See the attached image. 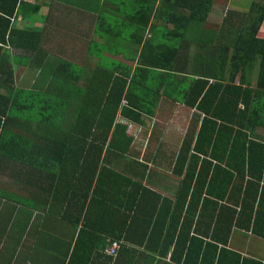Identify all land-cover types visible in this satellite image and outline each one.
I'll return each instance as SVG.
<instances>
[{
  "label": "trees",
  "instance_id": "obj_1",
  "mask_svg": "<svg viewBox=\"0 0 264 264\" xmlns=\"http://www.w3.org/2000/svg\"><path fill=\"white\" fill-rule=\"evenodd\" d=\"M5 1L0 41L8 34L14 49L0 47V176L12 181H0V197L35 212L36 222L30 211L23 225L26 264H133L134 243L162 259L171 251L164 264H221L227 250L215 243L225 246L232 227L264 236V140L257 134L264 128V0L228 9L207 32L215 43H198L195 57L185 39L189 25L209 26L213 7L227 9L232 0H56L95 16L97 28L55 41L43 90L18 87L46 48L41 32L16 26L22 12L41 6ZM123 41L133 47L118 46ZM119 52L134 65L110 57ZM162 97L204 117L197 137L185 138L179 163L193 140L209 160L198 169L191 158L175 201L129 178L127 163L124 172L111 165L133 144L128 122L155 117ZM218 152L222 165L213 163ZM223 211L230 221H212V212ZM112 240L122 241L116 258L107 254Z\"/></svg>",
  "mask_w": 264,
  "mask_h": 264
},
{
  "label": "crops",
  "instance_id": "obj_2",
  "mask_svg": "<svg viewBox=\"0 0 264 264\" xmlns=\"http://www.w3.org/2000/svg\"><path fill=\"white\" fill-rule=\"evenodd\" d=\"M25 1L33 6H41V8L39 12H35L33 9L24 11L25 14L22 12L16 26L24 30L41 32L43 39L40 41V45L46 48V52L40 53L42 56L41 58L39 53L38 57L33 56L34 61L26 66V72L19 80L18 87L23 89L43 90L44 87L42 89L39 88V82L41 78L45 80V85H47L46 83L49 81V77L47 79L45 78V72L50 70L49 63L52 64V59L55 58L52 56V53L56 51L55 41L60 38L58 35L62 36L60 31L69 28L70 33H77L78 35L83 33L85 35L97 28V23L95 21L96 17L83 12L80 13L72 6L56 0ZM5 5H7L6 1L0 0V8H3ZM216 8L217 5L213 7L209 17L213 15ZM228 9H231V6H228L226 10ZM236 9L243 11L240 8H232V10ZM0 15H2L1 17L3 19L4 14L1 10ZM69 19L71 20L70 23L67 22ZM220 24L221 23L209 22V26L201 25L203 26L202 29L193 24L189 25L185 39L193 43V45L190 46V56L195 57L198 43H215L213 36H210L207 32H213V25L214 28H216V26ZM0 30L2 31L1 25ZM118 46L126 48V51H128V48L133 47L129 41L119 42ZM0 47L6 50L9 48L11 50L14 49L8 43V34L6 35V43L0 41ZM50 48L54 49V51L51 52ZM17 50V52L21 51L20 49ZM110 57L122 63L134 65L133 59L129 56H125L122 52L110 55ZM118 57H122V59ZM30 68L33 70L32 83L36 82L35 80L40 74V78L35 85L32 86L28 85ZM203 119V114L196 108L187 106L183 102H175L171 99L162 97L155 117L145 116L140 123L128 122L129 132L134 136L133 144L129 148L127 158H120V156L113 155L111 165L116 169H123L124 172L123 166L127 163L128 166H126L127 170L125 174H127L129 178L134 181L143 182L146 187L175 201L181 189V181L187 172L191 158L196 160L195 165L198 169L201 167L203 159L209 160L208 156L196 152L194 149L195 140H193L189 155H187V160L183 163V166L179 163L180 149L185 138L190 135H194V138L197 137ZM257 134L260 139L264 140V128H259ZM205 148L210 149V144H207ZM223 158L224 156L222 153H215V156L212 158L215 160L213 163L222 165L221 160H223ZM217 174L220 177V179H218L219 181L222 179L223 175L219 171ZM249 178V176L246 177L241 184L246 185ZM2 179L7 181L11 179L12 181L8 173L6 175L1 174L0 181ZM238 190H240V188H238ZM217 192L221 193V190L218 189ZM37 197L36 195V199ZM221 201L222 200H219L218 203L224 205L225 202ZM230 206H234L233 208H236L238 211L240 210L235 205ZM30 211L32 212L30 222H36L34 217L35 212L24 205V203L15 205L10 200L0 197V264H26L25 249L22 247L21 239L24 238L22 236L23 225ZM212 213H214V219L212 221H215L216 218L221 222H227L231 219V215H228L226 211H223V214L218 213L219 216H217L215 212ZM246 215L249 216V213L247 212ZM181 223L179 224L180 226ZM222 228L224 229V224H222ZM211 229L212 227L208 229L209 232H211ZM223 231L224 230L218 232L217 236L223 238L225 236L223 235ZM203 238L205 240H210L211 236L204 234ZM227 238L225 246L223 242L220 241H216L215 243L219 249L226 248L227 250L219 254L221 259L226 262L221 264H233L231 253H236L240 255V257L258 260L264 264V236L257 234L255 231L253 232L252 228L247 229L245 227L234 226ZM130 249L132 253L130 259H133L130 260V262L133 264H164L159 262V260L167 263L170 261L171 251L166 259H162L158 252L148 251L144 247H137L135 243ZM9 257H11V259H9ZM98 264L107 263L100 259V263L98 262Z\"/></svg>",
  "mask_w": 264,
  "mask_h": 264
},
{
  "label": "rangeland",
  "instance_id": "obj_3",
  "mask_svg": "<svg viewBox=\"0 0 264 264\" xmlns=\"http://www.w3.org/2000/svg\"><path fill=\"white\" fill-rule=\"evenodd\" d=\"M251 0H232L231 2H230V6H231V9L232 8H240L241 10H245L246 8H248L249 7V2H250ZM226 9L225 8H223V6L222 5H217V8L214 10V13H213V15L211 16V17H209L208 19H209V21L208 22H210V23H222V21H223V18H224V16H225V13H226ZM70 19L67 21L68 23H70ZM192 25V24H191ZM194 26H196V27H201V29H202V27L203 26H201V24H195ZM62 34H69L70 32H69V28L68 29H66V30H61L60 31ZM61 34V35H62ZM62 37V40L61 41H64V37L63 36H60V38ZM66 37V36H65ZM69 39H71V37H69ZM57 44H61V42H59V43H57ZM64 44V43H63ZM61 46V45H60ZM119 59H122V57H118ZM30 74H29V76H28V79H29V83H28V85H30V86H32V85H35V83L37 82V80L40 78V74L38 75V78H36V82L35 83H32V78H33V70H32V68H30V72H29ZM44 85H45V80L44 79H40V82H39V88L40 89H42L43 87H44ZM27 86V85H26ZM264 135V134H263Z\"/></svg>",
  "mask_w": 264,
  "mask_h": 264
},
{
  "label": "built area",
  "instance_id": "obj_4",
  "mask_svg": "<svg viewBox=\"0 0 264 264\" xmlns=\"http://www.w3.org/2000/svg\"><path fill=\"white\" fill-rule=\"evenodd\" d=\"M123 104H125V102H123ZM121 246H122V241L112 240L107 250V254L112 256L113 258H116L119 254Z\"/></svg>",
  "mask_w": 264,
  "mask_h": 264
}]
</instances>
